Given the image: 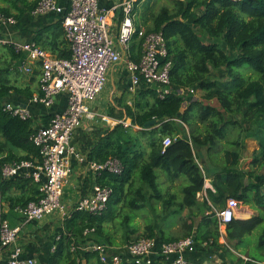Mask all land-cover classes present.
<instances>
[{
	"label": "trees",
	"instance_id": "trees-1",
	"mask_svg": "<svg viewBox=\"0 0 264 264\" xmlns=\"http://www.w3.org/2000/svg\"><path fill=\"white\" fill-rule=\"evenodd\" d=\"M151 1L135 0L133 12L139 13L135 27L144 28L146 34H162L173 92L160 99L155 88L142 84L132 105L121 103L122 109L116 114L108 113L118 121L129 119L130 125L119 123L104 131L101 142L90 152L97 163L115 158L121 164L120 174L104 172L96 178V184L112 190L107 208L98 215L73 212L65 218L63 233L58 241L54 239V249L44 264H103L95 252H71L72 245L122 247L140 239L168 244L189 237L194 240L195 249L185 258L193 264L216 258L233 264H264V172L239 170L235 147L241 141L225 143L228 127L241 131L242 123H247L246 131H250L255 126L246 138L253 135L258 141L259 154L252 165L264 168V0H166L167 4L156 12L149 5ZM37 2L18 9L14 17L21 18L25 10L30 15ZM60 3L67 11L68 1ZM0 12L11 15L6 8L0 7ZM59 16L48 31L36 32L34 43L57 58L69 59L71 54L61 26L63 15ZM196 30L210 41H203ZM142 42L137 34L131 39L130 55L135 62L140 58ZM5 49L10 58L0 66V101L11 94L31 99L29 88L21 89L13 80L20 77L19 81L33 82L40 75L39 65L28 64L24 53H15L11 47ZM25 67L30 70L25 71ZM220 70L221 76L213 77ZM177 89L183 93H177ZM195 91L201 92L199 98L194 97ZM151 121L145 129L144 125ZM34 132L29 120L12 116L0 107V165L38 159V149L30 140ZM164 137L172 139L165 149ZM222 140L233 148L225 154L224 162L218 154L211 153ZM202 149L211 163L221 169L212 175L213 191L204 187L207 173L197 161ZM231 157L233 162L226 160ZM161 178L163 181L158 182ZM179 178H185L187 183L181 187L179 201L174 202L176 197L163 194L160 185ZM39 188V183L24 175L4 177L0 173V220L8 221L11 227L23 221L17 209L38 201ZM203 191L206 198L199 204L197 194ZM228 199L251 204L258 213L247 220L234 219L222 233L214 210H221ZM159 205L161 209L157 208ZM147 208L155 221L147 219L145 231L139 234L136 219ZM184 210L189 215L197 211L201 217L198 226L181 220L179 234H167L162 226L169 217L181 216ZM254 231L258 232V243L249 246L246 238ZM221 238L225 243L220 242ZM35 240L42 248L49 237ZM240 252L245 260L234 254ZM157 263L171 261L160 258ZM0 264L8 263L1 259Z\"/></svg>",
	"mask_w": 264,
	"mask_h": 264
},
{
	"label": "built area",
	"instance_id": "built-area-1",
	"mask_svg": "<svg viewBox=\"0 0 264 264\" xmlns=\"http://www.w3.org/2000/svg\"><path fill=\"white\" fill-rule=\"evenodd\" d=\"M67 1L69 7L65 11L60 0H38L30 16L39 17L49 13L63 15L61 26L71 54L69 59L57 58L34 42L21 43L0 36V47H11L15 53H24L28 64L39 65V92L32 97V102L49 107L58 95L64 93L67 97L64 111L54 114L47 126L30 137L38 149L39 158L0 165V173L4 177H14L24 170L25 177L41 184V198L29 202L23 209H17L24 223L40 221L54 214L64 219L73 212L98 215L106 210L112 190L96 182L85 190L70 210L62 198L72 173L71 159L80 164L86 163L97 174L96 178L104 172L121 173V164L117 159L110 158L104 163L86 162L71 145L72 134L82 119L93 117L87 106L102 91L110 68L125 65L130 75L131 92L142 84L147 88H155L160 99L173 92L166 42L161 33L146 34L144 29H136L133 12L135 0H122L109 11L99 6V0ZM116 11L120 13L119 30L117 36H114L110 33L108 16ZM15 24L13 16L0 12V27L7 28ZM135 34L137 39L143 40L138 62L130 58L131 39ZM24 70L30 69L25 67ZM189 92L193 93L192 90ZM1 108L21 120L30 119L26 107L4 102ZM171 143L170 137H164L163 149ZM201 194L198 193L197 198ZM239 207L238 201L228 199L221 210H214L219 226L225 227L233 221ZM22 226L11 227L8 221L0 220V254L7 250L8 264H38L34 258L23 256L22 249L16 245ZM59 239L60 236L57 237ZM194 249V240L189 237L168 244H158L154 239H140L122 247L86 243L82 246L72 245L70 251L95 252L98 261L103 264H155L160 258L166 261L170 259L171 264H193L185 258V254L193 253ZM172 256L175 258L171 260ZM202 264L233 263L216 258Z\"/></svg>",
	"mask_w": 264,
	"mask_h": 264
},
{
	"label": "crops",
	"instance_id": "crops-1",
	"mask_svg": "<svg viewBox=\"0 0 264 264\" xmlns=\"http://www.w3.org/2000/svg\"><path fill=\"white\" fill-rule=\"evenodd\" d=\"M62 1L63 0H60V2ZM120 1L122 0H99V6L109 11ZM16 11L18 12V10ZM118 14L119 11H116L110 13L108 16L110 24V33L114 36H117L119 30ZM14 19L16 21V24L14 26L7 28L0 27V36L12 41L23 43L34 42V39L36 38V32L43 29L44 31H48L49 27L54 25L56 21L60 19V16L55 13H49L39 17H31L28 11L25 10L21 18ZM47 33H44L43 37H45ZM3 48L5 49V47ZM5 50H3L2 53L5 54V60H7L10 58V55ZM11 62L14 63L15 61L12 60ZM38 79L39 76H37V78L31 83H27L25 82V80H13V84L21 89L28 87V91L32 93V97H34L39 92ZM129 85L130 75L125 65H116L108 70L106 83L102 91L98 94L97 98L88 104V111L92 113L93 117H84L80 125L74 130L71 138V145L74 146V148L86 160V162L94 161L97 163V161H95V159L90 156V152L92 148H94L96 145L99 144V142H101L100 139L104 131L113 129L114 126L119 123H122L124 126L130 125L129 119H125V121H118L108 115L110 111H113V113L116 114L120 109H122L120 107L121 103L132 105L133 101L135 100L134 98L136 91L138 89H136L134 92H131L129 91ZM178 92L183 93V90L177 89V93ZM125 93H133L130 103L124 101L123 98ZM194 97L197 98V96L195 95ZM31 99H27L22 95L11 94L6 97L3 101H0V107L4 102H9L13 105L26 107L30 113V119L28 120L30 121L31 128L35 131L34 133H36L40 128L47 126L51 117L54 114L63 112L67 104V97L64 93L58 95L54 99V103L49 107H46L39 103H34L31 101ZM244 145H247L249 148L250 141H245L240 146L238 145V148L235 149L238 154V169L242 171H251V162H253L255 155L253 154V152L258 149L253 148L251 151V156L248 157L242 152ZM227 151L232 152L233 149H223L218 151V153H215L214 149L211 153L218 154V157H222L224 162L226 157L225 154L227 153ZM233 160L234 158L231 157L230 162H233ZM70 161L72 173L70 176V181L67 184V187L65 188L63 193V203L67 208H69V210L74 206L75 202L80 198V196L84 195V190L89 189L93 184H95L97 176V174L90 167H88L86 163L80 164L73 159H71ZM197 161L199 163V167L204 169L207 173V178L205 179L204 187L213 191L211 185V178L215 172L221 170L220 167H218L216 163H211L208 153H206L205 149L199 151V157ZM19 174L25 176L24 170L19 172ZM246 181H248V179H246ZM179 187L180 186L176 184V180L172 183H167V185L163 186V188L166 189V192L169 189V195H172L171 192L178 191ZM175 197L179 198L180 195ZM203 198H206L205 191L202 192L200 198H197V203L200 204ZM236 213L237 214L235 219L247 220L252 218L254 216V213L256 215L258 212L256 213V210L252 208L251 204L243 205L240 203V207ZM196 214V210H194V213L191 215H189L188 210H184L180 217L182 218V220L193 221L195 219L196 221L200 222L201 217L200 215ZM64 219H62L59 215L54 214L49 215L40 221L28 223H24L21 221L22 223H16L14 227H17L20 224L23 225L16 243V245L22 249L23 256L32 257L39 264H44L46 262L50 250L53 251L54 249V246L52 245L54 239L55 241H58L57 237L63 233ZM220 231L224 233V226L220 227ZM46 235H48L49 240L44 243V246L42 248L38 247L35 239L44 238ZM254 237L255 234L246 238L249 246L254 245V242L250 243V240L252 241ZM220 242L225 243V240L221 238ZM240 253L241 254H234L236 255V257L245 260L246 258L243 255V252ZM186 256L187 254L185 255V257ZM7 258L8 252L7 250H3L0 254V260H7ZM82 264H85V262H83ZM155 264H158L157 261Z\"/></svg>",
	"mask_w": 264,
	"mask_h": 264
},
{
	"label": "rangeland",
	"instance_id": "rangeland-1",
	"mask_svg": "<svg viewBox=\"0 0 264 264\" xmlns=\"http://www.w3.org/2000/svg\"><path fill=\"white\" fill-rule=\"evenodd\" d=\"M35 0H0V7L2 8H6L10 11L11 15L14 17L18 12L16 10L18 9H25L26 4L32 3ZM163 4H167L166 0H152L150 2L149 5H151L150 7H153V9L155 10V12L163 5ZM139 17V13H136L134 15L135 21L138 20ZM15 18V17H14ZM144 29V28H143ZM145 31V29H144ZM197 34L201 37V39L205 42H209L210 39L207 38L206 36H203V34L201 32H199V30H196ZM5 50L4 48H0V66L4 65L5 61V54L2 53V51ZM6 51V50H5ZM222 71H216L213 75V77H219L221 76ZM20 77H17L15 80H20ZM133 93H125L124 95V101L130 103L131 98H132ZM184 95H187V92L184 93ZM194 95L197 96V98H199L201 96V92L199 91H195ZM118 100V99H116ZM215 105H217L216 102H214ZM249 125L247 123H242V128L241 131H239L237 128H235V130L232 129V127H228V129H226L225 132V136H226V141H241L242 143H244L245 141L249 142L250 141V145L249 148L247 145H244L242 152L244 153V155L250 157L251 156V151L253 148H257L258 150H255L253 152L254 155V159L256 157H258L259 154V144L258 141L254 138L253 135H250L249 138H246L247 133L251 132L254 130V128H256L255 126H252L250 131H246V129H248ZM136 129V128H135ZM239 143L238 145L240 146L242 143ZM224 140L219 141L218 145L214 148L215 149V153H218V151L220 150H226V149H233L230 146H227ZM236 149V147H235ZM228 152V151H227ZM231 158H226V160H229L230 162ZM254 161V160H253ZM252 163V162H251ZM251 171H253L254 173H261L264 172V168H258L257 166H255L254 164L251 165ZM163 178L159 179L158 182H162ZM187 183L185 178H179L178 180H176V184L179 187L178 191H174L171 192L172 195L174 196H178L180 195V191H181V187L184 186ZM167 185V183H162V185H160L163 194H168L169 189L166 192V189L163 188V186ZM67 192V191H66ZM64 197V196H63ZM200 198V197H199ZM176 200L174 202H178L179 198H175ZM62 202H63V198H62ZM158 209H161V206H157ZM257 213V211H256ZM255 215V213H254ZM263 215V214H262ZM147 219H149V222L151 221H155V218L153 217V213L149 210V208H147L146 210H143L140 212V216L136 219L138 222V233L142 234L145 231V227L148 221H146ZM182 218L180 216H171L167 219V222L165 223V225L162 226V228L167 232V234H172V235H177L179 234V223L181 222ZM159 223H161V221L159 220ZM158 223V224H159ZM199 221H197V226H198ZM174 224V225H173ZM168 225H173L170 226L169 228H167ZM263 226V225H262ZM259 229V227L256 229V231ZM254 231L255 233V237L253 238V240H250V243L254 242V244L258 243V232ZM259 231V230H258ZM249 237V236H248Z\"/></svg>",
	"mask_w": 264,
	"mask_h": 264
},
{
	"label": "water",
	"instance_id": "water-1",
	"mask_svg": "<svg viewBox=\"0 0 264 264\" xmlns=\"http://www.w3.org/2000/svg\"><path fill=\"white\" fill-rule=\"evenodd\" d=\"M0 104H1V103H0ZM151 123H153V121H151V122H149V123H146V124L144 125V128L146 129V128L149 126V124H151ZM244 183H245V184L247 183L246 179L244 180ZM193 222H194V226L197 227V221L194 219Z\"/></svg>",
	"mask_w": 264,
	"mask_h": 264
}]
</instances>
